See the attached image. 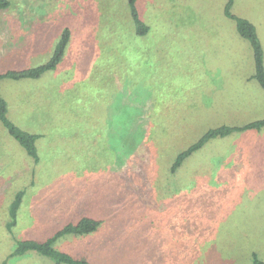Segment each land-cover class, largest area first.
Wrapping results in <instances>:
<instances>
[{
  "label": "rangeland",
  "instance_id": "374dc122",
  "mask_svg": "<svg viewBox=\"0 0 264 264\" xmlns=\"http://www.w3.org/2000/svg\"><path fill=\"white\" fill-rule=\"evenodd\" d=\"M9 1L0 74L45 63L65 28L71 36L53 70L0 79L9 119L38 135L33 162L0 123V264H54L8 255L16 240H45L83 216L98 228L54 247L92 264L264 261V127L212 139L170 172L207 129L264 118L226 0H136L144 36L126 0ZM232 12L256 26L264 55V0H235Z\"/></svg>",
  "mask_w": 264,
  "mask_h": 264
},
{
  "label": "trees",
  "instance_id": "16d2710c",
  "mask_svg": "<svg viewBox=\"0 0 264 264\" xmlns=\"http://www.w3.org/2000/svg\"><path fill=\"white\" fill-rule=\"evenodd\" d=\"M128 4V12L132 19L135 35L144 36L149 30L150 26L140 17L139 10L136 5V0H126ZM235 0H226L223 7V14L226 18L232 20L235 24L237 33L249 42L253 57L254 73L253 78L264 89V55L263 48L257 34L256 26L249 19L239 16L232 12V7ZM9 0H0V10L9 7ZM71 36L70 29L67 27L61 33L60 39L55 46L51 57L43 64L34 67H28L21 70H7L0 74L1 78L22 79V78H36L41 76L45 71L53 70L63 56L65 47L67 46ZM140 112V109L137 112ZM136 112H131L134 117ZM0 123L6 129L8 134L12 136L21 147L25 150L27 155L33 159V162L38 161L37 148L35 141L38 138L37 134L30 133L14 124L7 115V103L0 95ZM264 127V118L247 122L243 125H219L207 129L197 140L189 144L184 149L180 150L173 159L170 166V172H175L184 161L190 157L194 152L203 147L210 140L215 138H222L233 133L242 132L245 130H261ZM23 191H17L12 202L9 205L8 220L6 228L10 233L17 223V213L23 198ZM100 224L99 220L89 216H83L74 223L64 224L52 236L45 240H37L32 238L16 240L14 250L9 253L11 256L24 255L27 252H37L41 255L52 259L54 264H92L86 259H78L69 253L55 249L54 242L61 236L67 234L85 235L94 232ZM2 264H5L3 262ZM250 264H264L255 253L252 255Z\"/></svg>",
  "mask_w": 264,
  "mask_h": 264
},
{
  "label": "crops",
  "instance_id": "0c3cea01",
  "mask_svg": "<svg viewBox=\"0 0 264 264\" xmlns=\"http://www.w3.org/2000/svg\"><path fill=\"white\" fill-rule=\"evenodd\" d=\"M263 62H264V60H263ZM253 73H254V71H253ZM253 73L251 74V78H253L252 76H253Z\"/></svg>",
  "mask_w": 264,
  "mask_h": 264
}]
</instances>
